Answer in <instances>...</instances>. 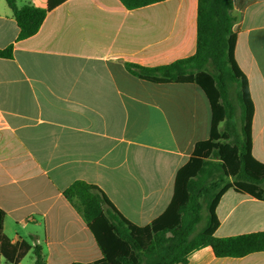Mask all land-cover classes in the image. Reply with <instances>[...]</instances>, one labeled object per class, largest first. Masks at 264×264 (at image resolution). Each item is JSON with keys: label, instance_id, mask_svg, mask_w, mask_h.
Wrapping results in <instances>:
<instances>
[{"label": "crops", "instance_id": "obj_1", "mask_svg": "<svg viewBox=\"0 0 264 264\" xmlns=\"http://www.w3.org/2000/svg\"><path fill=\"white\" fill-rule=\"evenodd\" d=\"M16 4L44 8L47 0ZM233 13L235 59L254 103L252 153L264 163V0L241 18L239 8ZM197 20L198 0L136 9L121 0H66L19 40L13 10L0 0V48L13 47L12 58H0V208L13 243L41 246L46 264L100 259L93 233L63 194L78 180L100 187L136 225L166 211L179 169L210 137V103L195 83L149 82L126 64L158 67L193 56ZM216 215L217 237L264 231V201L233 189ZM186 264H264V252L218 258L207 246Z\"/></svg>", "mask_w": 264, "mask_h": 264}, {"label": "trees", "instance_id": "obj_2", "mask_svg": "<svg viewBox=\"0 0 264 264\" xmlns=\"http://www.w3.org/2000/svg\"><path fill=\"white\" fill-rule=\"evenodd\" d=\"M66 0H47L46 7L18 6L7 0L19 27L18 39L36 34L47 13ZM164 0H121L136 9ZM257 0H198L197 50L188 58L158 67L126 64L136 77L153 83H195L211 107L207 140L196 143L179 169L166 211L146 226L127 220L95 184L78 180L63 191L93 233L102 257L71 264H186L190 254L211 247L218 258H241L264 252V231L217 237L216 207L228 190L264 201V163L252 153L254 103L248 78L235 59L238 17ZM13 47L0 48L12 58ZM236 117L237 122H233ZM0 208V264H19L32 251L34 264H46L39 245L13 243L4 231Z\"/></svg>", "mask_w": 264, "mask_h": 264}, {"label": "rangeland", "instance_id": "obj_3", "mask_svg": "<svg viewBox=\"0 0 264 264\" xmlns=\"http://www.w3.org/2000/svg\"><path fill=\"white\" fill-rule=\"evenodd\" d=\"M233 122H237V119L236 117L233 118ZM24 264H33V261L31 260V258L28 256L26 257L25 261H24Z\"/></svg>", "mask_w": 264, "mask_h": 264}]
</instances>
